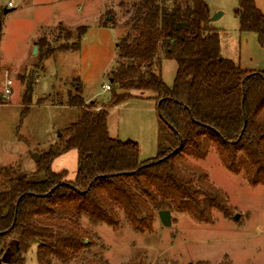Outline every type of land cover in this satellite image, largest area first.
I'll use <instances>...</instances> for the list:
<instances>
[{"label": "trees", "instance_id": "trees-1", "mask_svg": "<svg viewBox=\"0 0 264 264\" xmlns=\"http://www.w3.org/2000/svg\"><path fill=\"white\" fill-rule=\"evenodd\" d=\"M237 14L239 31L257 34L264 49V12L256 0H238ZM132 20L138 34L117 45L120 62L111 75L106 107L92 111L93 102L86 103L82 87H76L68 104L79 108L80 116L42 153L38 164L45 178L18 175L0 184V258L15 238L14 264H25L33 247L38 264H72L92 246L85 217L115 230L125 218L141 233L153 231L162 211L188 213L200 222H213L215 210L229 217L228 195L191 160L205 159L211 148L229 171L243 174L252 186H264V70L243 69L222 56L220 31L205 0L186 6L179 0L171 6L140 0ZM86 32L85 27L80 31V41ZM2 33L0 22V40ZM163 59L177 63L172 86L163 79ZM134 91H151L157 109L160 104L158 153L147 160L141 159L137 141L113 138L108 129L109 109L137 97ZM33 92L30 81L24 115ZM72 149L78 151L79 167L69 181L66 170L54 172L51 165Z\"/></svg>", "mask_w": 264, "mask_h": 264}, {"label": "rangeland", "instance_id": "rangeland-1", "mask_svg": "<svg viewBox=\"0 0 264 264\" xmlns=\"http://www.w3.org/2000/svg\"><path fill=\"white\" fill-rule=\"evenodd\" d=\"M8 1L0 0L4 31L0 96L7 97L0 104V184L26 169L36 171L29 175L31 180L44 179L33 154L42 158L43 152L58 143L63 130L78 120L80 109L68 104L69 96L77 93L76 87H82L84 99L92 97L86 101L93 102L92 111L106 107L111 89L105 90L104 85L111 83L120 62L118 43L128 34H138L132 29V15L140 0H14L13 8L7 6ZM174 1L159 0L161 6H171ZM179 1L186 6L191 0ZM205 1L211 19L222 12L213 21L220 31L222 56L243 69L264 70V49L257 34L239 31L238 0ZM257 2L264 12V0ZM6 9L12 10L5 13ZM84 27L87 32L80 41ZM38 30L39 37L32 43ZM31 45H37L36 54L30 55ZM159 55L163 57L162 50ZM176 71V61L163 59L162 76L167 85H173ZM30 81L34 85L32 104L24 115L23 97ZM7 88L10 93H6ZM151 93L134 91L137 97L109 109L108 116L111 137L137 141L142 160L157 155L155 127H160L159 139L162 128L157 112L148 109L154 105ZM191 160L228 195L232 206L229 217L215 210L213 222H200L188 213L162 211L153 231L146 233L135 231L125 218L115 230L106 224L93 225L85 217L82 223L93 232L92 246L72 264L92 260L128 264L134 259L142 264H264V186H252L243 174L229 171L215 148L205 159ZM78 167L76 149L61 154L51 165L54 172L66 170L69 181L76 178ZM17 254V241L11 238L0 264H14ZM25 264H38L35 247Z\"/></svg>", "mask_w": 264, "mask_h": 264}, {"label": "crops", "instance_id": "crops-1", "mask_svg": "<svg viewBox=\"0 0 264 264\" xmlns=\"http://www.w3.org/2000/svg\"><path fill=\"white\" fill-rule=\"evenodd\" d=\"M14 1V0H13ZM256 4H258V2H257V0H256ZM238 22H239V20H238ZM214 24V23H213ZM41 30H38V32H36V35H35V37L32 39L33 40V42L32 43H35V41L38 39V37H39V32H40ZM4 35V31H3V33H2V36ZM2 36H1V40H0V46H1V41H2ZM35 46H32L31 45V51H30V55H32L33 54V48H34ZM225 58H227V57H225ZM227 59H230V58H227ZM232 60V59H231ZM7 65H9V64H7ZM10 66V65H9ZM9 66H7L6 68H7V70H9L8 69V67ZM253 71H256V70H253ZM9 72V71H8ZM11 93H13V91H11ZM4 99H6L7 97L6 96H4L3 97ZM91 98L92 97H90V98H87V99H85V101H89V100H91ZM149 98H151L152 100H153V103H154V105L152 106V107H149L148 109H151V110H155L156 112H157V116H158V121H160L161 119H160V115H159V112H158V109H157V101L153 98V93H151V95L149 96ZM160 119V120H159ZM159 125V124H158ZM108 129H109V120H108ZM157 132H158V137L156 138V135H157ZM159 132H160V127L159 126H157V127H155V139H156V142H160V139H159ZM109 133H110V131H109ZM159 146V145H158ZM38 153H34L33 154V156H35V155H37ZM37 162H39V161H36V163ZM32 172L34 173V172H36V171H29L28 169H26L21 175H26L27 177H29V175L30 174H32ZM45 178V177H44ZM30 179V178H29ZM43 180V179H42ZM39 181H41V180H39Z\"/></svg>", "mask_w": 264, "mask_h": 264}, {"label": "water", "instance_id": "water-1", "mask_svg": "<svg viewBox=\"0 0 264 264\" xmlns=\"http://www.w3.org/2000/svg\"><path fill=\"white\" fill-rule=\"evenodd\" d=\"M11 10H12V9H6V10H5V13H8V12L11 11ZM221 15H222V12H218V13H216V14L212 17V21L217 20L218 18L221 17ZM37 51H38V47H37V45H35V47H34V49H33V54H36ZM159 105H160V104H158V112H159ZM34 158H35V160L39 161V160L41 159V156H40L39 154H37V155L34 156ZM19 202H20V199L18 200L17 205L19 204ZM238 216H239V215L236 214L235 218H238Z\"/></svg>", "mask_w": 264, "mask_h": 264}, {"label": "built area", "instance_id": "built-area-1", "mask_svg": "<svg viewBox=\"0 0 264 264\" xmlns=\"http://www.w3.org/2000/svg\"><path fill=\"white\" fill-rule=\"evenodd\" d=\"M7 6L10 7V8L15 7L13 0H9L8 3H7ZM7 83H8L7 85H10L11 84V81L8 80ZM104 89L105 90H110L111 89L110 84H105L104 85ZM6 93H10V89L9 88L6 89Z\"/></svg>", "mask_w": 264, "mask_h": 264}]
</instances>
